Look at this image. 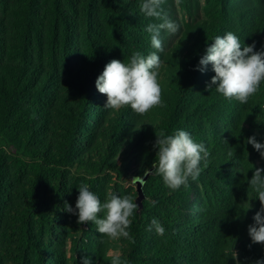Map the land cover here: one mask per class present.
<instances>
[{
	"label": "trees",
	"instance_id": "trees-1",
	"mask_svg": "<svg viewBox=\"0 0 264 264\" xmlns=\"http://www.w3.org/2000/svg\"><path fill=\"white\" fill-rule=\"evenodd\" d=\"M140 2L0 0V264H70L69 245L92 264H110L111 251L128 264L264 258V245L248 234L260 208L248 181L264 158L247 143L252 136L264 143V83L242 104L208 89L211 64L196 70L212 40L229 31L242 47L264 49V0H164L180 30L161 32L163 105L142 116L104 108L95 84L111 60L155 51L145 29L161 21L140 12ZM161 129L185 130L210 154L199 177L177 190L151 171L128 229L135 243L111 241L63 210L65 201L75 208L82 183L101 203L109 192L137 203L136 180L156 159ZM153 218L164 236L147 231Z\"/></svg>",
	"mask_w": 264,
	"mask_h": 264
},
{
	"label": "clouds",
	"instance_id": "clouds-1",
	"mask_svg": "<svg viewBox=\"0 0 264 264\" xmlns=\"http://www.w3.org/2000/svg\"><path fill=\"white\" fill-rule=\"evenodd\" d=\"M163 3L164 0H141L139 4L140 12L146 17L161 21L149 23L145 29L150 33L151 47L155 51L147 56L135 51L128 63L113 59L97 77L96 88L107 97L104 108L119 110L130 107L142 116L163 105L159 83L162 67L159 53L164 51L161 32L166 30L170 34H176L180 30V26L168 18L162 7ZM176 3L179 4L180 0H176ZM212 41L206 48L205 55L200 58L196 70L203 72L211 64L215 75L208 83V89L215 86L216 91L224 98L246 104L259 90L261 83H264V49L255 50V42L242 47L238 36L231 31L223 36H216ZM156 137L153 145L154 149H158L156 159L151 169L145 170V175L154 170L169 189L187 187L189 178L194 181L201 174V161H206L210 154L206 146L195 142L185 130H177L173 135H168L161 129L156 132ZM247 143L264 158V143L257 141L255 136L247 138ZM248 184L256 192L260 202V208L253 216L254 223L248 226V234L252 244L264 245V169L256 168ZM77 188L79 195L75 208L65 201V212L76 215L78 224L92 222L98 233L111 241L124 238L135 243L128 229L132 223L131 217L139 206L131 195L119 196L109 192L105 202L101 203L88 184L82 183ZM155 203L153 201V205ZM100 213H104L102 218ZM147 231H154L159 236L165 234V228L156 218L151 220ZM236 255L235 253V258ZM83 264H92V261L84 257ZM110 264H128V261L122 259L117 252L111 255ZM252 264H264V258L257 259Z\"/></svg>",
	"mask_w": 264,
	"mask_h": 264
},
{
	"label": "rangeland",
	"instance_id": "rangeland-1",
	"mask_svg": "<svg viewBox=\"0 0 264 264\" xmlns=\"http://www.w3.org/2000/svg\"><path fill=\"white\" fill-rule=\"evenodd\" d=\"M177 13H178V16H179L180 20H187V19H188L187 16L185 15V13H184L180 8L177 9ZM76 53H77V55L82 54V46H81V45H77V46H76ZM125 185H126V187H134V188H136V184H134V183H132V182H127V183H125ZM77 224H78V223H77ZM78 225H79V224H78ZM64 253L67 254V259H68L69 261H71L70 264H83V260H81V259L79 258V256H78L77 254H75V253L71 250V245L67 246V247L64 249ZM73 253H74L76 259L78 260L77 262H75V261H74L75 259L73 260V258H72ZM113 253H117V252H112V251L110 252L111 255H112ZM118 253H119V252H118ZM236 258L238 259V256H236ZM45 262H46V264H47V263H48V259H46Z\"/></svg>",
	"mask_w": 264,
	"mask_h": 264
},
{
	"label": "water",
	"instance_id": "water-1",
	"mask_svg": "<svg viewBox=\"0 0 264 264\" xmlns=\"http://www.w3.org/2000/svg\"><path fill=\"white\" fill-rule=\"evenodd\" d=\"M151 171L148 172L147 175L144 174V176L138 178L136 180V184H137V190H138V193H139V196H138V199H137V203L139 205V207H141V201L143 199V186L148 178V176L150 175Z\"/></svg>",
	"mask_w": 264,
	"mask_h": 264
}]
</instances>
